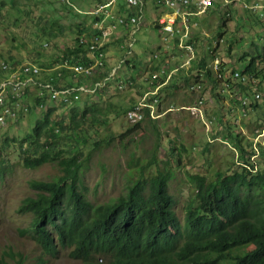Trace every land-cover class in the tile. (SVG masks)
<instances>
[{
  "label": "trees",
  "instance_id": "trees-1",
  "mask_svg": "<svg viewBox=\"0 0 264 264\" xmlns=\"http://www.w3.org/2000/svg\"><path fill=\"white\" fill-rule=\"evenodd\" d=\"M109 10L111 14H116L111 8ZM101 17L102 15H96L95 20L99 21ZM37 21L32 24L26 38L32 45L36 42L38 48L32 46L26 49L29 50L27 54L18 60L13 59L14 54L4 55L7 58L3 60L7 64L5 70L10 71L24 60H30L39 65V72L32 76L33 79L42 84L50 83L53 89L78 85L87 80L100 81L109 74L110 66L106 64V52H103L102 64L86 76H73L72 70L57 66L56 63L63 60L70 65L82 63L87 66L88 62L92 61L89 44L93 41L83 34L86 28L77 23L71 43L60 50L61 48L52 42V39L61 33L56 22L47 26L45 20L39 18ZM253 21L257 23V19L253 18ZM155 26L159 27L160 24ZM217 28L219 37L223 31L220 30L221 25ZM100 32L98 26H95L92 33L100 35ZM43 40H46V43L39 48ZM129 40L125 42L126 46L120 49V57L125 55L121 59L122 65L132 66L131 58L135 47L133 45L128 48ZM190 40L197 44V40ZM25 43L21 42L23 46ZM177 43L176 39L172 49H180ZM210 43L211 39L204 55L212 60L215 56ZM101 47L104 49L103 44ZM231 50L232 45L229 42L226 53L230 55ZM253 50L254 52L245 51L238 56V61L243 63V67L238 70L239 75L231 84L242 94L235 103L242 106L244 111L246 107L255 110L257 118L253 127L257 128V131H264V47L254 44ZM204 55L196 58L194 67L188 66L181 79L191 91L196 90L193 85L197 82L202 86L209 84L212 96L221 97L220 89L216 90V87L223 83V77L213 75ZM4 56L0 55L3 58ZM152 57L147 59L149 62L143 68V79L150 88L163 82L169 70L172 74V71L179 68H166L159 58L153 63L154 56ZM192 59L194 60L195 56ZM219 64L218 72L221 74L224 71V63L221 60ZM160 70L164 72L161 73ZM235 70L232 68L228 72L229 83ZM1 71L0 68V75ZM154 72L160 74L152 77ZM171 74L167 80L169 82L163 83L162 87H176V80H171ZM243 76L247 78L246 81ZM111 81H114L113 75L103 86L97 87L96 93H105L111 86ZM131 81L130 77L116 78L113 86L120 89L117 90L119 93L123 91L119 85H128L130 88L134 85ZM258 90L263 93L261 104L254 96ZM26 91L27 95H32L33 100L29 111L46 104L47 98L51 100V91L42 85L31 84ZM96 93H86V97ZM142 93V90L138 92L140 96ZM27 95L25 99L28 100ZM159 95L158 91V105L163 101ZM81 96L71 103L59 99L47 103L42 116L33 122L31 131L18 141L17 152L22 165L36 168L45 162H51L60 170V174L54 179L30 178L28 186L33 193L23 196L17 208L21 214L30 216L21 231L29 234L46 254H53L59 247L68 248V254L81 260L83 264H264V168H259L251 159L256 155H262L264 159V144L257 143L256 149L250 147L246 155L241 138L234 135L233 127L224 121L228 131L222 133V136L231 139L241 151L242 160L237 164L239 169L233 167L235 162L231 161V167L228 165L223 169H216L211 175L203 172L190 174L189 177L194 180L195 186L193 195L183 204L182 218L176 213L175 200L169 192L168 183L174 175V166L179 165L186 148L182 143L179 148L169 147L163 158H158L159 137L144 163L137 165V157L128 163L138 166L139 170L137 176L125 184L124 192L115 198L94 204L86 196L81 180L85 161L95 149L110 142L114 136L122 142V136L128 132L99 137L91 140V146L86 145L95 132L97 122L106 118L102 117L105 112L102 108L88 106L85 103L88 98L81 99ZM151 98L152 95L148 100ZM244 98L247 102H242ZM127 101L117 106L109 100L106 107H112L116 111L113 114L115 116L117 112L126 114L137 100ZM190 101L184 102L185 105H191ZM63 106L67 109H63ZM187 111L190 114L189 110ZM144 119L155 127L154 118L149 115V109H145L142 118L134 121L133 125L124 131L134 130ZM156 136H159L157 128ZM9 142L6 137L3 139L0 154L3 155L2 150ZM202 150L206 152L207 147L203 146ZM7 168L9 166L2 162L0 176ZM6 258L12 259V262L9 263ZM0 264H43V259L38 256L35 261H30L20 252L13 253L12 246L8 245L6 249H2Z\"/></svg>",
  "mask_w": 264,
  "mask_h": 264
},
{
  "label": "rangeland",
  "instance_id": "rangeland-1",
  "mask_svg": "<svg viewBox=\"0 0 264 264\" xmlns=\"http://www.w3.org/2000/svg\"><path fill=\"white\" fill-rule=\"evenodd\" d=\"M106 1L0 0V55L14 54L15 58L13 59L18 60L27 54L29 50L26 51V49L32 48V46L38 48V44L35 42L32 45L26 36L32 29V24L39 18L45 20L47 26L56 22L61 29L59 36L52 39V42L61 48L60 50L71 43L75 36V24L77 23L86 28L83 30V34L88 39L93 34L94 27L97 26L96 15L92 11ZM146 6L144 22L141 23V30H144L145 33L140 35L138 45L135 44L136 47L131 58L133 65L127 68V65H122L121 62V68L124 67L122 76L128 78L127 73L132 74L131 82L134 85L130 88L128 85H124L121 88L122 90L126 89L117 93V90L120 89L113 87L116 83L114 80L112 86L103 94L96 93L91 97H86L84 93L81 96V99L88 98L85 102L88 106L102 108L105 111L102 113V117L106 118V121L97 122L95 132L92 133L86 145L91 146V140L99 137L128 132L122 136V142H119L118 137L114 136L110 142L91 153L90 158L85 161L81 180L86 196L94 204L110 200L124 192L125 184L137 176L139 167L134 164L129 165L130 160L137 157L139 159L137 165L144 163L158 137L160 139L157 148L158 158H163V154L169 151V147L177 146L179 148L182 143L186 149L182 153L179 165L174 166V175L168 183L169 192L175 200L176 213L182 218L183 204L187 198L193 195L195 186L194 180L189 177L190 174L203 172L211 175L216 169H223L228 165L231 167V161L235 162L233 167H239L237 164L242 160L241 151L231 139L222 136V133L228 131L224 121L233 127L232 133L241 138L246 155L250 147L256 149L257 143L264 144L263 129L260 132L253 127L257 118L256 111L250 107H246L244 111L242 106L235 103L242 96L237 88L232 87L231 83L236 79L231 78L229 85L225 84L229 77L228 72L232 68L240 70L243 67V63L238 61V56L245 51L254 52V44L261 48L264 47V0H215L200 15L189 16L188 39H194L193 34L199 37L195 38L196 45L194 41H189L193 45L195 54V59H192L189 65L183 63L186 58L184 50L176 47L172 49L173 43L176 39L179 40L182 32L183 25L180 17L175 18L173 35L167 41H162L159 38L163 35L159 20L166 19V13L169 10L152 1H146ZM253 18L257 19V23L253 21ZM37 23L40 22L37 21ZM157 23L160 24L159 27L155 26ZM218 25H221L220 30L223 31L219 37L217 36ZM34 35L36 34L34 33ZM149 35H151V39L148 37ZM209 39H211L209 46L212 48L214 56L218 58V62L222 60L224 63V73H221L223 83H219L216 87V90L220 89L221 97L212 96L209 84L201 86L199 90L191 91L187 85H183L182 79H178L180 81L179 88L173 90L174 92H172V88L168 90L171 92V96L162 99L161 109H158L157 106V111L161 112L159 116L153 117L155 127L148 123L147 119H144L134 130L124 131L133 125L134 120L129 119L125 113L117 112L116 116L113 115L116 111L112 107H106L107 101L110 100L119 106L128 102L129 99L137 100L140 90L142 92L147 90L145 92L147 96L151 88L143 79L145 77L143 68L149 62L147 59L153 55L157 54L158 56H154L153 63L159 58L166 68L179 67L178 70L173 71L172 79L186 73L188 66L194 67L196 58L205 54L204 47L208 44ZM23 41L26 42L24 46L21 44ZM229 42L232 45L230 55L226 53ZM45 43L46 40H43L39 48L43 47ZM48 54L45 56H49ZM204 56L208 68L217 77L213 70V59L211 60L207 55ZM5 57L0 58L7 59ZM122 76L121 78H123ZM113 78L116 79L114 75ZM243 80L246 81L247 78L243 76ZM166 93L165 90L159 91L161 97H164ZM257 93L256 98L261 104L263 93L259 90ZM28 95V100L25 99L28 103L25 104L26 110H21L17 118L14 119L15 121L11 120L7 126L0 127V148L5 137L10 140L2 150L3 155L0 154V165L4 162L9 166L0 176V256L2 249L11 245L13 253L20 252L30 261H35L36 257L41 256L43 264H83L81 260L68 254V248L59 247L53 254H46L29 234L21 231V228L25 227L30 219L29 215L21 214L17 210L20 199L33 193V190L28 186V180L30 178L54 179L60 174L58 166L51 162H45L36 168H28L21 163L17 152L18 141L31 131L33 122L42 116L44 106L52 102L47 98L46 104L29 111L33 100L31 99L32 95L30 93ZM127 97L133 98L126 99ZM187 97L190 99H185ZM199 97L204 100L202 115H190L184 102L191 100L190 103H194ZM63 109L67 108L63 106ZM156 128L159 136H156ZM251 128H253L252 131H250ZM203 146L207 147L206 152H203ZM251 159L257 163L259 168H264L262 155L252 156ZM6 259L9 263L12 262V259Z\"/></svg>",
  "mask_w": 264,
  "mask_h": 264
},
{
  "label": "built area",
  "instance_id": "built-area-1",
  "mask_svg": "<svg viewBox=\"0 0 264 264\" xmlns=\"http://www.w3.org/2000/svg\"><path fill=\"white\" fill-rule=\"evenodd\" d=\"M125 6L128 9L133 8V11L126 9V11L113 15L109 10L111 3L113 0H108L107 2L99 5L92 12L95 15H102L103 19L108 17L110 19L109 28L114 29L117 26H129V41L127 43L128 48L133 47L135 42V32L138 30L144 14V5L146 0H122ZM153 1L156 5L164 7L167 11L166 19H160L159 23L161 24V29L164 31L165 35L163 39H167L171 37L174 33L173 25L175 23V18L180 17L183 28H181L182 32L180 33L178 40V48L184 50L186 58L184 64H188L191 58L195 56L194 48L192 43L188 40V31L190 28L189 25V16H193L196 14H200L206 10L208 6H210L215 0H150ZM109 6V8H108ZM103 13V14H102ZM101 17V18H102ZM102 21V19H100ZM99 20V24H97L98 28L101 30V34H107V31L103 29L102 22ZM98 23V22H97ZM179 31V29H176ZM81 39V38H80ZM93 42H90V53L92 61L88 62V65L85 66L82 63L77 64H68L65 60L57 63V66H64L73 71V76L81 74L82 76H86L88 74H92L98 66L102 64V56L104 49H101L102 41L101 37L98 34H93L89 37ZM101 49V50H100ZM130 51V50H129ZM128 51V52H129ZM213 70L218 77H221L219 71V62L218 58L214 57L212 60ZM1 75H0V125H6L7 122L13 121L17 118L19 112L21 110H26L25 104H28L25 101V96L27 95V88L31 84L42 85L45 88H48L51 93V100L59 99L65 103H71L74 100L80 98L81 94L86 93H96L97 87L103 86L106 83V80L112 75L107 74L100 81H87L80 83L78 85H70L63 87L61 89H53L50 83L42 84L33 79V75H36L39 72V65L34 62L23 61L17 65L12 70H5L7 68V64L0 61ZM115 67L112 69L114 70ZM161 73L164 70H160ZM160 73L154 72L152 77H157ZM171 72H168L165 75V79L159 85L154 86L148 91V95L146 96L145 92L138 98L137 102L133 107L126 111L127 117L134 121L141 119L143 115V111L145 109H149V115L151 117H157L160 115V112L157 111V106L159 102V98L156 96L158 94V90L160 86L165 83L170 76ZM239 75L238 70L233 72L232 78H235ZM226 85H229V82L226 80ZM123 85H119L121 88ZM201 83L197 82L193 87L196 90L201 88ZM145 94V95H144ZM152 95L151 100H148V97ZM258 93H255V97ZM204 100L202 97H199L192 103L191 105L185 106L187 110H189L190 114L194 116H201L203 112V104ZM242 102H247L244 98Z\"/></svg>",
  "mask_w": 264,
  "mask_h": 264
},
{
  "label": "crops",
  "instance_id": "crops-1",
  "mask_svg": "<svg viewBox=\"0 0 264 264\" xmlns=\"http://www.w3.org/2000/svg\"><path fill=\"white\" fill-rule=\"evenodd\" d=\"M108 1V0H107ZM146 1H150V0H146ZM146 1H145V5H144V14L145 13V10L147 9V6H146ZM110 8L112 9L113 12H115L116 14L115 15H118L124 11H126V9H128L125 4L123 3L122 0H113V2L111 3L110 5ZM130 11H133V8L131 9H128ZM144 14H143V22H144ZM101 15V14H100ZM200 15V14H199ZM102 19V25H103V29L105 31H107V34H101L100 33V37H101V41H102V44L104 46V52H106V55H107V63L109 66H110V71L109 73L114 75L115 78H121L122 74L124 72V67L123 69L121 68L122 65H121V59L125 57V55L123 57H120V49L125 47L126 44L125 42H127V40H129V26H117L116 28L114 29H110L109 28V24H110V19L108 17H105L103 19V17L101 18ZM96 22H98L97 24H99V21L96 20ZM142 23V22H141ZM141 24L138 28V30L135 32V42H134V47L135 44L138 45L139 41H140V35H143V32L144 30H141ZM121 30V32H119ZM146 31V30H145ZM162 31V30H161ZM119 32V33H118ZM145 33V32H144ZM163 33V35H161L159 38L162 39V41H164L163 39V36L165 35L164 31L161 32V34ZM150 39H151V35L148 36ZM193 37L194 39L196 38H199L198 35L197 36H194L193 34ZM164 43V42H163ZM208 47V45H206V47H204L205 49ZM115 56H116V60H115ZM153 56H157L156 55H153ZM57 63H60V62H57ZM56 63V64H57ZM56 64H54L56 66ZM53 65V66H54ZM124 65V64H123ZM127 65V64H126ZM131 66V64L127 65V68H129ZM115 67V70L112 71V69ZM173 73V71H172ZM128 77L131 78V80H133V76L132 74L130 73H127ZM172 75V74H171ZM123 77V76H122ZM174 77V76H172ZM176 80L175 83H176V87H171L170 85H168L167 87L165 86H160V89L159 91H162V90H165L167 91L166 95L163 97H161L160 95V99H164L166 96H171V92L168 91L172 88V92H174L176 89L179 88V80L178 79H181V75H178V76H175L173 79L171 78V80ZM115 80V79H114ZM88 81H91V80H88ZM87 82V81H86ZM114 81H111V84L113 83ZM169 81L166 82V84L168 83ZM165 84V83H164ZM163 84V85H164ZM183 85H186L183 83ZM112 86V85H111ZM110 86V87H111ZM109 87V88H110ZM115 87V86H113ZM108 89V88H107ZM162 89V90H161ZM124 90V89H123ZM174 90V91H173ZM92 95V94H91ZM90 95V96H91ZM185 99H190V98H185ZM161 101V100H160ZM162 104H163V101H162ZM159 107L161 106V104L159 103L158 105ZM161 109V108H160ZM161 112V111H160Z\"/></svg>",
  "mask_w": 264,
  "mask_h": 264
},
{
  "label": "bare ground",
  "instance_id": "bare-ground-1",
  "mask_svg": "<svg viewBox=\"0 0 264 264\" xmlns=\"http://www.w3.org/2000/svg\"><path fill=\"white\" fill-rule=\"evenodd\" d=\"M138 100V99H137ZM159 116V115H158ZM9 123V121L7 122V124ZM7 124L6 125H0V127H5V126H7Z\"/></svg>",
  "mask_w": 264,
  "mask_h": 264
},
{
  "label": "clouds",
  "instance_id": "clouds-1",
  "mask_svg": "<svg viewBox=\"0 0 264 264\" xmlns=\"http://www.w3.org/2000/svg\"><path fill=\"white\" fill-rule=\"evenodd\" d=\"M106 2H107V1H106ZM1 60H4V59L1 58L0 61H1ZM24 61H29V60H24ZM29 62H31V61H29Z\"/></svg>",
  "mask_w": 264,
  "mask_h": 264
}]
</instances>
